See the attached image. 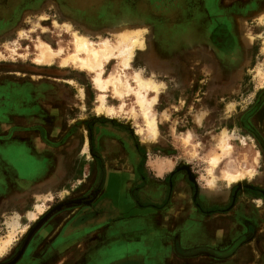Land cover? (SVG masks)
Here are the masks:
<instances>
[{
  "label": "rangeland",
  "instance_id": "1",
  "mask_svg": "<svg viewBox=\"0 0 264 264\" xmlns=\"http://www.w3.org/2000/svg\"><path fill=\"white\" fill-rule=\"evenodd\" d=\"M122 26L144 28V48L135 49L128 68L116 54L104 63L101 75L132 82L136 69L156 82L159 77L170 80L168 99L159 102L167 107L164 114L153 106L154 139L132 113L137 106L129 92L120 98L108 83L100 91L92 72L70 62L60 65V55L45 63L34 60L38 39L67 52L70 30L93 42L107 37L114 43L112 32ZM239 35L249 43H240ZM263 42L264 0H0V146L5 143L12 156L6 195L0 194V240L11 238L0 261L13 254L37 217L51 207L66 210L68 200L88 198L106 183L117 181L129 190L138 186L133 163L142 157L170 162L168 175L183 177L176 188L189 189L186 198L180 193L173 198L181 201L173 211L151 213L175 231L177 256L196 257L208 247L177 242L179 229L194 219L181 212L186 200L220 207L214 214L220 236L231 227L235 237L213 247L217 257H231L230 264H264ZM203 46L204 52L190 54ZM155 62H165L166 69L149 66ZM98 94L111 113L97 110ZM176 96L183 101L173 100ZM223 132L224 150L219 146ZM132 142L140 148H132ZM25 146L43 160L42 172L49 175L43 180L21 174L18 155ZM215 153L220 158L210 185L207 159ZM108 158L113 160L105 165ZM143 167L150 171L149 165ZM225 171L248 174L228 183Z\"/></svg>",
  "mask_w": 264,
  "mask_h": 264
},
{
  "label": "crops",
  "instance_id": "2",
  "mask_svg": "<svg viewBox=\"0 0 264 264\" xmlns=\"http://www.w3.org/2000/svg\"><path fill=\"white\" fill-rule=\"evenodd\" d=\"M183 37L179 35L177 39ZM203 49L204 46L202 49L193 47L190 54L202 53ZM147 53L149 55V48ZM152 64L149 66L155 70L166 69L165 62ZM157 81L163 83V87L158 89L153 106L157 105L162 115L167 107H160L159 102L163 104L168 99L165 92L171 84L166 77H159ZM154 94L149 92L148 96ZM172 99L183 101L181 96ZM130 145L140 148L139 142ZM7 148L5 143L0 146V194L3 196L6 195V173L8 166L11 169L12 160ZM111 160L113 158H108L104 164L108 165ZM42 161L39 156L28 151V146L18 155L21 174L35 182L49 176H44L42 172ZM133 164L137 166L138 186L129 190L117 185V181L112 185L106 183L90 204L60 210L39 227L19 264H230L234 261L231 257H217L214 253L196 257L177 256L173 247L175 239L172 240L175 231L171 233V225L154 220L151 213L173 211V204L181 203L180 200L173 202V198L179 193L186 198L189 189L176 188V180L183 177L168 175L171 163L165 159L150 161L140 157ZM144 165H149L150 171ZM24 167L27 169L23 170ZM38 169L41 174L37 175ZM106 172L110 174L108 168ZM183 185H186L184 181ZM184 201L185 207L180 208L181 212L194 214V219L184 228L180 227L182 237L177 240L178 243L220 247L235 237L231 227L220 236V225L214 222V214L219 211V206L190 205ZM204 213L211 215V221L203 217ZM199 261L201 263H197Z\"/></svg>",
  "mask_w": 264,
  "mask_h": 264
},
{
  "label": "bare ground",
  "instance_id": "3",
  "mask_svg": "<svg viewBox=\"0 0 264 264\" xmlns=\"http://www.w3.org/2000/svg\"><path fill=\"white\" fill-rule=\"evenodd\" d=\"M65 30H69L68 23L66 25ZM143 30L144 28L140 27L122 26L121 29L112 32V35L115 38L114 43H111V41L107 37L100 38L98 42H93V40L89 39L85 34L78 33L75 30H70L71 50L63 52L64 50L62 47L54 49L43 40L38 39L35 43L36 55L34 57V60L36 62L40 61L45 63L50 62L55 56L60 55V65L65 66L70 62L75 64L80 69L92 72L93 84H95L100 91H103L105 85L108 83L112 87L115 94L120 98L124 97V95H127L129 93L132 94L135 105L137 106V110L132 108V113L138 114L141 117L144 129L147 132V136L151 139H154L157 134V126L154 113L155 111L153 112V104L156 99L158 87H160L159 84L151 77H143L141 73L136 69L133 70L131 74L132 82L130 80L122 81L120 79V76L116 75H112L110 78L104 80L101 75L104 63H106L110 58L114 57L116 54L122 55L121 62L124 68L129 67V62L131 61L135 49L139 50L144 48L145 41L142 35V33L144 32ZM250 37L251 36H248V38ZM238 39L239 42L243 45L249 43V40L247 39L246 35H239ZM262 44V49L264 50V42ZM149 92H153L155 94L150 97L148 96ZM98 95L100 104L97 110L111 113V107H107L103 102L104 96L100 94ZM138 131L141 132V129H139ZM226 136L227 135L225 134V132H223L222 136L219 139V146L222 150L228 147ZM219 158L220 154L215 153L210 155L207 159V171L210 177V179L208 178L207 181L208 183H210V185L213 182L211 170L218 162ZM246 174L248 173L240 171H225L222 176L224 179L227 180L228 183H231L240 181L242 178L245 177ZM30 217L32 216L30 215ZM40 218L41 217H37L38 220ZM37 221L35 223H37ZM10 238L11 234H8L6 238L0 240V251L5 248V245L8 244Z\"/></svg>",
  "mask_w": 264,
  "mask_h": 264
},
{
  "label": "flooded vegetation",
  "instance_id": "4",
  "mask_svg": "<svg viewBox=\"0 0 264 264\" xmlns=\"http://www.w3.org/2000/svg\"><path fill=\"white\" fill-rule=\"evenodd\" d=\"M100 190H98L92 196H89L88 198H85V199L76 198L74 200H68L64 204H68L69 205V208H73V207H77V206H82L83 204H90L92 202V200H94V198L96 197L97 193ZM58 208H60V209H58ZM63 208L64 207L62 205V208H61V206L60 207H56V209H58V210H55L52 207L50 209L46 210V212L44 214H42V216H40L41 218L37 221L38 224L34 228H33L34 224H32L31 228H29L31 230H29L26 235L24 234L25 236L23 235V237L20 239V241L16 245V248H15L13 254L9 258H7V259H5L3 261H0V264H4V263H6L8 261H10L8 264H19L20 261L22 260L23 256H24V252H25V250L27 248V245H28L29 241L31 240V238L33 237V235L37 232V230L39 229V227L47 219H49L50 217H52L54 214H56L57 212H59ZM209 252H211V253H209ZM212 253H214L216 255V254L219 253V251H217L213 247L211 248V246L206 247L204 249V251H202V254H212Z\"/></svg>",
  "mask_w": 264,
  "mask_h": 264
},
{
  "label": "water",
  "instance_id": "5",
  "mask_svg": "<svg viewBox=\"0 0 264 264\" xmlns=\"http://www.w3.org/2000/svg\"><path fill=\"white\" fill-rule=\"evenodd\" d=\"M37 224H38V222L34 224L33 228H34ZM27 236H28V235H27ZM9 262H10V261H8V262H6V263H4V264H8Z\"/></svg>",
  "mask_w": 264,
  "mask_h": 264
}]
</instances>
